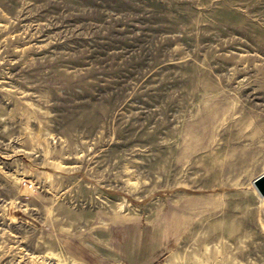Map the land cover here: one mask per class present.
Returning <instances> with one entry per match:
<instances>
[{
    "label": "rangeland",
    "instance_id": "rangeland-1",
    "mask_svg": "<svg viewBox=\"0 0 264 264\" xmlns=\"http://www.w3.org/2000/svg\"><path fill=\"white\" fill-rule=\"evenodd\" d=\"M264 0H0V264H264Z\"/></svg>",
    "mask_w": 264,
    "mask_h": 264
},
{
    "label": "water",
    "instance_id": "water-1",
    "mask_svg": "<svg viewBox=\"0 0 264 264\" xmlns=\"http://www.w3.org/2000/svg\"><path fill=\"white\" fill-rule=\"evenodd\" d=\"M253 184L259 194L264 195V174L260 175L257 177L254 181Z\"/></svg>",
    "mask_w": 264,
    "mask_h": 264
}]
</instances>
